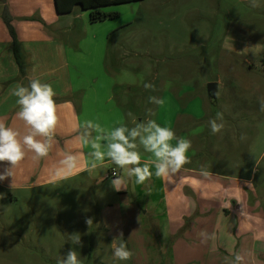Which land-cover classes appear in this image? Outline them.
Listing matches in <instances>:
<instances>
[{
    "label": "rangeland",
    "instance_id": "obj_1",
    "mask_svg": "<svg viewBox=\"0 0 264 264\" xmlns=\"http://www.w3.org/2000/svg\"><path fill=\"white\" fill-rule=\"evenodd\" d=\"M2 5L6 31L3 17L9 16L17 33L26 21L55 33L54 23L47 27L39 7L20 16L13 14L16 4ZM102 10L119 15L93 22L78 5L56 20L80 14L65 33H56L72 49H80L76 63L70 61L73 71L88 73L79 77L82 87L88 86L86 75L90 84H96L91 78L100 73L98 80L111 79L129 127L131 112L137 122L152 118L190 139L191 163L183 169L198 171L204 165L223 184L238 183L247 196L240 200L244 208L233 207V199L225 201L229 192L223 191L232 207L225 204L222 212L234 208L232 215L215 214L199 232L194 228L199 213L181 216V202L178 213L171 211L161 179L153 176L144 185L130 181L126 190H114L110 171L119 168L111 162L91 175L79 171L35 186L29 184L40 176L37 172L15 174L13 181L21 185L6 195L0 189V264H56L71 248L82 264H230L236 253L242 264H264V112L259 105L264 97V0L255 8L249 0H134ZM95 44L102 45L101 51ZM64 71L59 68L58 75ZM146 82L157 91L146 90ZM209 82L217 83L213 100ZM62 84L58 78V86ZM150 95L163 97L165 104L148 103ZM147 108L155 115L147 117ZM217 112L223 113L224 128L213 135L208 121ZM140 151L142 160L149 158ZM33 156L29 153L16 170L22 166L40 172L49 155L38 161ZM182 189L196 198L189 184ZM173 191L179 198L180 192ZM89 217L90 227L85 223ZM73 232L81 234L83 247L68 240ZM121 232L133 253L128 261L113 259L112 240Z\"/></svg>",
    "mask_w": 264,
    "mask_h": 264
},
{
    "label": "crops",
    "instance_id": "obj_2",
    "mask_svg": "<svg viewBox=\"0 0 264 264\" xmlns=\"http://www.w3.org/2000/svg\"><path fill=\"white\" fill-rule=\"evenodd\" d=\"M8 3L17 5L13 7V14H19L20 16L32 14L34 9L39 7L47 27L52 23L55 25V33H50L45 28V31L41 30L43 28H39L38 25L30 21L21 24L22 29L19 28L18 36L24 51L28 54L31 65L26 76L20 77V70L10 47V35L4 29L0 18V122L19 130L22 135L27 131L24 122L16 117L18 111L17 98L12 95V90L17 84L26 86L30 79H39L42 83L51 84L56 93L54 99L57 106L58 123L55 129L54 142L49 151V160L42 166L40 172L36 169L30 172L22 166L15 172L16 175L36 172L40 174L39 177L42 178L34 176L32 182H30L31 184H29L35 186L59 179L54 173L57 168L61 167L60 161L61 158H64V151L78 156L79 168L87 166V154L91 149L83 146L79 139V132L80 130L83 131V129H80V125L85 120H93L100 123L102 127L111 129L119 126V123H126V117L122 113L124 111L121 107L122 104L116 93H114V88L111 87V79L105 77L101 81L98 80L100 79V73L98 77L91 78L96 84H90L86 71H73L70 60L73 59L76 63L80 49H72L57 36L58 33L56 32L65 33L74 23L73 19H76L80 14L74 12L70 17L71 20L68 18L65 21H58L59 23L56 20H60L68 13L73 12L78 5H75L71 12L59 13L56 10L54 0H6V4ZM92 41L95 42V40ZM96 48L101 51L102 45L98 44ZM59 68H65V71L58 75ZM83 73L87 74L88 86L85 89L82 87V81L79 78ZM58 78L63 82L62 85L58 86ZM130 120L132 122L131 117ZM29 153L31 152L26 151L25 157H28V159ZM108 162L110 161H105V163ZM79 168L75 173L80 171ZM191 173H197L198 175H192ZM209 173L210 175L203 176L200 170L197 171L187 167L173 178L172 183L161 180L163 194H165V197L166 195L169 197L171 211L178 213L177 205L181 202L185 207L182 209L184 211L181 212V216L186 218L194 212L199 213V217L196 218L197 222L194 225L195 229L199 228V232L201 231V224L203 222L207 224V221H211L215 214L232 215L234 208H230L229 213H226V209L225 212H222L225 204L230 205V203L225 202L226 200L233 199V207L237 204L243 209L245 205L243 201H246L247 198L245 191L238 183L228 182L225 185L220 181V176L217 173ZM118 174H121L120 169ZM46 176L49 177L46 178ZM11 182V178L0 181V189L3 195H6L7 191L13 187L21 185L13 181L11 187ZM188 184L197 195L195 199L185 196L181 192L182 187L184 188V185L188 186ZM174 187L180 192L178 193L179 198H174V195H172L173 192L175 193L173 191ZM225 190L229 194L228 199L224 201L222 193ZM10 198L12 200V196ZM240 202L242 204H239ZM229 207H232V205ZM244 211L246 212L247 209Z\"/></svg>",
    "mask_w": 264,
    "mask_h": 264
},
{
    "label": "clouds",
    "instance_id": "obj_3",
    "mask_svg": "<svg viewBox=\"0 0 264 264\" xmlns=\"http://www.w3.org/2000/svg\"><path fill=\"white\" fill-rule=\"evenodd\" d=\"M249 3L254 8L260 6V0H249ZM143 87L152 92L157 91L156 86L150 82L144 83ZM12 95L17 98L16 117L24 122L27 131L22 135L19 130L0 122V164L5 165L0 169V181L11 178V187L16 168L25 159L26 151L34 153L33 159L37 161L49 155L58 123L54 99L56 93L51 84L42 83L39 79H30L27 86L17 84L12 90ZM148 103L162 107L165 99L150 95ZM259 105L260 111L264 112V97L259 98ZM146 115L152 117L155 112L152 108H147ZM128 116L132 118L131 127L118 122L119 126L106 129L98 122L85 120L80 125L83 131L80 130L79 139L83 146L91 149L87 154V166L79 168L78 156L65 153L60 161L61 167L55 170L54 175L59 179H68L78 168L91 175L103 167L105 161H110L121 170V174L113 172L114 178L110 181L111 187L118 192L126 190L130 181L136 185H144L153 176L172 183L173 178L184 166L191 163L188 152L192 148V141L177 136L171 127L161 126L155 119L147 118L137 122L131 112ZM223 120L221 112H217L214 118L209 119L211 134L216 135L223 130ZM241 139H245L243 134ZM141 148L144 153L150 154L148 159L142 160ZM200 172L203 176L210 175L204 165H201ZM0 198H3L2 194ZM85 223L90 227L93 219L86 218ZM200 235L207 234L202 232ZM68 240L72 245L83 247L79 232L68 234ZM111 246L114 260L128 261L132 258L133 253L127 248L122 232L113 238ZM242 261L243 257L236 253L230 264H242ZM56 264H82V261L71 248L56 259Z\"/></svg>",
    "mask_w": 264,
    "mask_h": 264
},
{
    "label": "trees",
    "instance_id": "obj_4",
    "mask_svg": "<svg viewBox=\"0 0 264 264\" xmlns=\"http://www.w3.org/2000/svg\"><path fill=\"white\" fill-rule=\"evenodd\" d=\"M134 0H54L56 10L59 13L71 12L75 5H79L82 9L89 11V19L93 22L101 21L108 18H113L119 15L118 11L102 10L104 6L118 4ZM4 22L7 27V32L10 35V47L12 49L16 63L20 70V77L27 74V70L31 65L28 54L24 51L20 38L15 26L12 24V18L5 16ZM114 88V93H116ZM117 95V93H116Z\"/></svg>",
    "mask_w": 264,
    "mask_h": 264
},
{
    "label": "water",
    "instance_id": "obj_5",
    "mask_svg": "<svg viewBox=\"0 0 264 264\" xmlns=\"http://www.w3.org/2000/svg\"><path fill=\"white\" fill-rule=\"evenodd\" d=\"M2 4L6 5V0H1L0 5L3 6ZM207 91H208V95L212 98V99H216V94H217V83L216 82H209L207 84Z\"/></svg>",
    "mask_w": 264,
    "mask_h": 264
},
{
    "label": "built area",
    "instance_id": "obj_6",
    "mask_svg": "<svg viewBox=\"0 0 264 264\" xmlns=\"http://www.w3.org/2000/svg\"><path fill=\"white\" fill-rule=\"evenodd\" d=\"M113 172H115V173H117L118 174V171H117V169H114V168H112L111 169V171H110V174L113 176Z\"/></svg>",
    "mask_w": 264,
    "mask_h": 264
},
{
    "label": "flooded vegetation",
    "instance_id": "obj_7",
    "mask_svg": "<svg viewBox=\"0 0 264 264\" xmlns=\"http://www.w3.org/2000/svg\"><path fill=\"white\" fill-rule=\"evenodd\" d=\"M213 100V99H212Z\"/></svg>",
    "mask_w": 264,
    "mask_h": 264
}]
</instances>
